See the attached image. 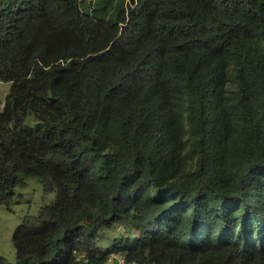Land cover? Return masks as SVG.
I'll return each instance as SVG.
<instances>
[{"label": "trees", "instance_id": "1", "mask_svg": "<svg viewBox=\"0 0 264 264\" xmlns=\"http://www.w3.org/2000/svg\"><path fill=\"white\" fill-rule=\"evenodd\" d=\"M0 82V264H264V0H0Z\"/></svg>", "mask_w": 264, "mask_h": 264}, {"label": "rangeland", "instance_id": "2", "mask_svg": "<svg viewBox=\"0 0 264 264\" xmlns=\"http://www.w3.org/2000/svg\"><path fill=\"white\" fill-rule=\"evenodd\" d=\"M87 1H85L86 3ZM10 89V83L0 82V108L6 99ZM31 120H27L22 128L23 133H30ZM195 167V160L187 162L186 170H191ZM15 198L20 202H11L9 205H0V256L7 259V261L15 262V249L12 243V235L16 227L19 225L21 219L25 215H36L43 205H50L54 203L55 193H44L42 191L41 183L36 178H29L26 180L24 186H17L14 190ZM21 194V198L19 197ZM99 246L102 248L110 247L115 239L119 236H127L120 228L111 231H99ZM131 238H135L130 235ZM124 240V239H123Z\"/></svg>", "mask_w": 264, "mask_h": 264}, {"label": "built area", "instance_id": "3", "mask_svg": "<svg viewBox=\"0 0 264 264\" xmlns=\"http://www.w3.org/2000/svg\"><path fill=\"white\" fill-rule=\"evenodd\" d=\"M103 264H137L134 261H127V259L120 253H111Z\"/></svg>", "mask_w": 264, "mask_h": 264}]
</instances>
